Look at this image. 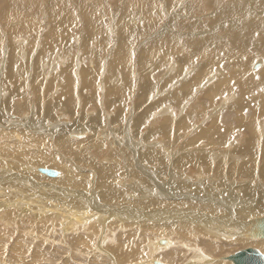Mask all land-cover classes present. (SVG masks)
I'll return each instance as SVG.
<instances>
[{
  "label": "rangeland",
  "instance_id": "obj_1",
  "mask_svg": "<svg viewBox=\"0 0 264 264\" xmlns=\"http://www.w3.org/2000/svg\"><path fill=\"white\" fill-rule=\"evenodd\" d=\"M91 1H92V3H91ZM100 1L102 2V0H96V2L94 0H89V1L86 0V3L89 2L88 4H86V3H84L85 1L78 0L77 1V2H79V4H78L76 2V0H0V33H1V37H2V39H1L2 41L0 42L1 43V51H0L1 54L0 55H2L1 56L2 59H4V60L6 59L5 66L4 65L0 66V83H1L0 88L2 89V90L0 89L2 91V92L0 91V125L4 126V124H7L8 120H11V116L8 114L11 112L12 114H14V117H12V119H13L12 121H14V124H13L14 126H16L15 125V123H16L18 125V128H21V129H19L20 131L24 128L25 131L29 132L28 134L32 137H36V135H39L37 132H41L43 130L46 137L45 138L43 137L42 140L46 139V143L48 144V146H50V147L52 146L53 150H55V144H56L55 138L57 136H60L59 134L62 135L65 133V131L68 132L69 128L70 129L72 128V125H74L73 126L74 128H75V126L79 125L77 127L81 128V129H82V125H84L85 127L86 126L88 127V128L84 127V129L87 130L86 131L87 136H92V135L93 136H99L102 139V141H104V144L108 145V148L113 149L115 152V154L113 156H111V154L109 153V158H108V159H112V160H110L111 163H113V162L114 163L113 164L110 163L109 165H107V166H109L108 169L105 170L104 174H101V173H98L99 170H98L96 165L97 164L100 165L101 162L104 163V160L108 155L107 152H104L102 154H99V153L95 154L94 150H93V152H91V153L88 152V154H90V156H88V154L85 153L84 157H80L81 160H77L78 156H76L75 153H69L68 154L63 149L58 147L59 148V155L61 156L64 154L63 157L66 159V161L68 160V162L70 161L71 163L75 164L76 168H78L79 170L81 169L80 170L81 172L84 171L83 174H85V171H87V172L92 171L91 172L92 175H90L92 177L89 178V181L87 180L90 183V185L88 187L89 189H85V187H81L82 188V189L80 188L81 190L77 189V187H75L74 185H69L67 188H61V187H64V185L58 184V182H54V183L46 182L48 180L45 181L44 173H42L41 171H38L35 168V166H37L38 164L37 163L35 164V162H33L34 156L33 157L29 156V154H27V157L23 156L24 158H26L25 160H24V158L19 157L18 155H17V157L12 156L10 158V160H12V158H13L14 168L11 166H7V165H6V167H4V165L0 164V173L4 172L5 170H11L14 172V176L12 178V179H14L13 181H8V182L2 181V182H0V215L4 218L3 219L2 217H0V222H1L0 223L1 224L0 230H3V231L5 230L9 235L8 239L7 238L5 239L4 237L0 236V264H37V263H39V264H48V263L49 264H52V263L53 264H60V262H61V264H63L64 262L72 263L73 261H75L76 264H96V263L97 264L98 263L99 264H109V263L110 264H129V263L135 264V261L144 259V258H142L143 255L145 257L146 253H149V252H147L146 247L148 246V244L146 245V242H145V246L143 247L144 253L142 255L137 254L138 249H136L137 248L136 245H135V248H133L134 246H132V247H126V246H129L128 244L134 245L133 243H136V244L140 243L141 244V243H143L142 241H146V239L147 240L148 239L153 240L155 238L154 236H156V234L153 232H147L146 233V231H142V235H140L136 230L137 226H138L137 225L138 222L135 220V216H133V219H128L126 221L129 223H132V225L133 224L136 225V228L133 225L132 227H134V228L132 230H131V228L129 229V231H128L129 235L127 233H123L124 231H120V228H122V226H118L117 228L112 229V235H113V233H117L119 231L121 232V233L119 232L120 235L116 236V237H119V240H118L119 243H122V244L127 243L125 245V247H126L125 251H126V254L128 255V258L125 262L123 260L120 262L119 261L117 262L116 261L117 257L110 256L113 253H110V255L103 254V255H101V257H99L98 260L94 259L95 255L92 254V252H90V250L87 247H84L86 245L88 246L89 244L93 245L94 242H91V241H90L91 243L88 242L89 244L87 242H83L82 244H78V245H76V247H74L75 244L73 243V240H74L73 235H77V234L78 235H87L88 234L87 231L85 233V230L82 227V225L79 224V226H81V227H79L77 223H75V224H77V226L72 224L73 226H72V229L70 230L71 232L69 230H65L64 226H66L67 224L64 223V226H63V223L61 222L62 218H60V217L58 218L59 213H61L62 211L65 212L66 208L70 209L71 206H72V210L75 209V207H77L78 210H81V211L91 210L90 214H95V212L98 213L99 211H102V210H108V208H110V212H111V208L114 209V211H115L116 208L117 209L119 208L118 205H115L117 203H120L119 206L121 207V209L124 205H127L126 203H128V205H129V206L127 205L126 208L134 206L140 210L142 209L146 213H149L148 215H146L148 217H150V213H152L151 212L152 210L168 211L166 209V207H163V208L162 207H149L148 205H145L146 201H135V202L131 201V203L128 201H124L122 203L121 201H116L115 199H114L115 201H109L104 196L107 194L106 193L104 194L102 191L105 189V192H107L106 189L108 190L111 187L116 188V186H117L119 188L121 187L124 189H127V188H132L133 190L136 189L137 191H142L141 193H143L144 195H147V197H153V198H155V197L156 198L160 197L161 199L175 198V200H179V198L183 199L185 197L188 198V200H191L193 198V201H195L197 204H198V201L202 202V203L205 202V205H206L205 209L209 205L212 208H213V206L218 205L220 208L222 207V211L215 212V210H214L215 213L212 214V216H213L212 219H214L213 223L216 221L215 222L216 226H214V228L217 227V223H220V222H217L218 221L217 218L220 217L218 215L225 216L228 214L229 215L234 214V217L236 218V220H239V218H241V215H238V210L240 212H243L239 209L240 207L238 205L236 206L234 203H232V205L227 203V201H232V200L236 201L235 200L236 195L232 196V193L238 192V202L246 201L247 204H250L249 202H251V203H253L251 205H256L257 201H258V203L264 202L262 200L260 201V199H264V180L261 181V183L259 181L261 179L259 176V173H260L259 170H260V168L263 167V164H264V158L262 156V153H263L262 150H263V145H264V133H262V130H260V135H262V138H260V145H259L260 148H258V151L260 149L261 153L258 157L255 156L257 151L256 152L250 151V155L248 153H242V154L238 153V158L239 159L241 158L240 159L241 161L240 160L238 161L237 157H234L229 153H224L226 151V148L224 146H221L219 148H215L212 146L217 151V154H218V155L217 154H214V155L220 156V157L216 158L217 159L216 162L218 160H220L219 158L226 157V158H228L226 160V163H225L226 165H227V161H228V165H230L232 163L238 164V167L236 168L234 174H228L227 175L225 173L226 174V176H225V174L220 173V171H218V169L215 170L214 168H216V167L212 168V166L210 167L207 164H205L204 163L205 159H203L201 161L202 163L198 162L197 166L192 163L193 161H195L197 159L198 156L208 157L207 154H205L206 151H204V148L207 145V143L202 142V143H204V146L202 148H199V146L197 144H195L194 146L192 145L186 149L184 148V146L187 143H189L191 138L195 135V132L190 133V128L185 129L186 126H181L182 119H178V118L181 117L182 112L180 113L181 110L178 111L179 107H176L175 103L172 102L171 100L166 99L165 102H161V98L158 97L159 98L158 99V98L152 97L151 99L148 100V102H145V103L142 102L143 104L140 105L138 103V101L139 102L141 101V100H139L140 95H141L139 93V91H141L143 89L141 87V84H138L136 87H134L132 89L133 91L135 90L134 91L135 94H131L130 98H126L127 100L126 99L124 100V101L128 102V104H126V102H124L123 100L122 101L117 100L118 97H123V96H120L119 94H117V95L113 94L112 97L116 98L117 103L118 102L120 103V104L118 103L119 105H117V103H115L114 105H109V107H107L105 109V103L103 102L102 104L100 103V105H98V107L94 104H91V106H89L90 108H86L83 104V101L85 98L84 96L88 95V93H90V91L89 92L87 91V89L88 90H90V89L87 88L86 90H83L84 86L81 83H79V84L75 85V86H78L77 87V93H76L79 97L78 98L79 100L77 99L78 104L75 105L76 107L74 110H70L71 108H73L69 104V99H71V98L68 96L67 92H65V89H64V87L66 85H68L67 82L64 83V81H63V80L66 81V79H68V77H66L65 70H66L67 66L71 67V66H73V64H75V66H76V72H75L76 78H78V77L80 78V70L82 69V67L86 66L85 68L88 69V71H87L88 73H93V72H95V70L99 71V69L102 67L104 69V71H102L101 78L102 79L105 78L104 80H106V78L109 77L111 74L112 79L109 78L110 81H112V82L114 80L117 81L116 80V78H117L119 81L114 82V83H116L115 85L116 86L118 85L117 87H119V88L123 89V87H125L126 84L130 83V82L136 81L137 83H139L141 80V75L139 74L140 70H138L137 65L140 67V65L142 66L144 64V58L143 57L145 55H149V57L145 60V62L148 63V66H147L148 69L146 70V73H152V71L154 70V66H155L154 63H156L157 67L161 69L158 72V74L162 75V77L165 76L166 73H168V70L171 68L170 66L172 64L174 65V70L170 76H173L177 73H182L188 69L190 70L192 66H196L195 72H199V70L204 71V72H212L216 68H214L212 66H210L208 68L205 65L206 64L205 58L200 57V56H196V55L189 57V55H191L193 53V50H196L197 42H205L206 40H208L209 44H207L205 42L208 48H214L216 45H218V46L221 45L222 42L224 41V33L228 36L227 37L228 43H229L230 48H232L231 44H232V39L235 35V31L232 30L231 27L233 26V27H237L239 29L242 28L239 17L235 18L233 20H230V18H228V15H227L228 13L226 11L227 6L224 7V5H228V4H224V2H228V1H232V0H220V2L221 1L222 2L219 3L217 6H214L211 3L212 0H210V1L209 0H186V1L181 0V2L179 1V4L177 5V7H173V8L170 7V10H165L163 13L162 12L160 13L158 11V9H157L158 7H156L157 3H158V5L161 4L163 6V8L169 9L168 5L170 3V0H154V1H152V0H121L122 2L120 0L119 1L116 0L118 2H116L115 0H107V1L104 0L103 1L104 3L103 2L101 3ZM149 1H150V4H151V1L154 2L155 6L151 5L153 8L150 6H147V5H150ZM255 1L260 6L264 5V2L261 3V0H255ZM82 2H83V4H82ZM93 2H95V3H93ZM97 4H98V8L96 7ZM102 4L105 8L101 6ZM119 4H122V5L119 6ZM83 5L86 6L87 8L84 9ZM93 5H94V7H93ZM75 6H76V8H75ZM80 6H81V8H80ZM90 7L92 8V10L90 9ZM95 7L97 9H93ZM155 8L157 10H155ZM105 9H106V11H105ZM108 9H110L111 12ZM83 10H85L84 11L85 13L83 12ZM93 10H96V11L94 13H92ZM142 10H145V12H143ZM258 10L260 11L261 8H258ZM90 12L92 14H95L96 16L92 15ZM76 14H77V16H76ZM143 14H144V16H143ZM33 15H35L37 21H36V19H34V20L32 19L34 17ZM145 15H146V17H145ZM149 16L154 17L155 19H150ZM52 17H53V19H52ZM94 17H96V20ZM93 18H94V20H93ZM125 18H127V19H125ZM130 18H132L131 19L132 21L130 20ZM143 18H144V20H143ZM156 18H157L159 23L157 22ZM30 19L33 20V23H29ZM51 19L53 20V22L51 21ZM122 19H125V20H122ZM237 19H238V25L236 24ZM88 20H89V23L87 22ZM129 20L131 22H129ZM146 20H148L149 22ZM102 22L106 25V27L103 26ZM127 22L129 25L127 24ZM152 22H157V23H154L157 25H154ZM212 22H214V23H212ZM231 22H232V24H231ZM86 23H87V25H86ZM150 23H152L153 25ZM178 23H179V25H178ZM227 23H228V29L226 30L225 24H227ZM93 24H94V26H93ZM27 25L31 28L28 30L24 28V30L21 29V31H19V28H22L23 26L26 27ZM75 26H77V27H75ZM87 26H88V28H87ZM100 26H102V27H100ZM166 27L171 28V29L170 30L168 29V31H167ZM106 28H108V29H106ZM105 29H106V31L108 30L107 31L109 33V34H107L108 36L105 35L107 33L105 31ZM123 29L126 33H129L131 35V37H130L131 42L130 41L124 42L122 40L123 37H122L121 33L123 32L122 31ZM65 30H67V32H65ZM68 31H70V32L68 33ZM172 31H173V33H171ZM24 32L27 35H25ZM92 32L95 35H92L93 34ZM22 34H24V36ZM71 34H74L75 36L71 35ZM77 34H78V36H77ZM100 34H104L105 38L102 39L101 37H103V36L102 35L99 36ZM84 35L85 36L88 35L90 38H91V36L94 38L99 36L101 38V40L104 41L105 43H103L100 40V38L98 41H96L97 38H95V39L93 38V40L89 38V40H90V42H89V40H86L87 37H85ZM166 35H169V37ZM15 36H18V37H15ZM50 36H53L52 38L54 39V43H52L53 44L52 48L47 49V51H45L44 49H45V47L48 46V45H46V43L47 42L49 43ZM62 36H63V40L61 41ZM174 36H177V37H174ZM262 36L263 35H261V34H255L252 37L260 38ZM106 37H108V38H106ZM74 38H76V39L74 40ZM110 38L112 39V41ZM119 38H121V41H119L120 40ZM167 39L170 40L172 47L168 46L166 44H165V46H163L165 43L164 41ZM109 40L112 43H110ZM87 41H88V44L86 43ZM179 41H181L182 44H180ZM106 43H107L108 48L106 46ZM118 43H119V47H120V50H119L120 53L118 52V54L123 56V57H119V59L120 58L122 59V60L121 59L118 60L119 63L116 61L118 58L117 59L116 58L111 59L112 54L116 50V46L118 45ZM126 43H128V44H126ZM90 46H91V48H90ZM104 46H106V47H104ZM179 46H182L183 48L185 47L186 48L185 51H183V52L182 51H179V52L175 51L173 53L174 49H177V47H179ZM209 46H211V47H209ZM128 47H129V50L131 51V53H130V55L127 56L125 53V48L128 49ZM29 48H31L33 51H30ZM87 48L88 49L90 48V49L88 50ZM152 48L157 49L154 51H159V53L157 55H154V59L151 58V52H152L151 49ZM15 51H17V52H15ZM250 51H252L250 57L245 60V62L249 65V67L254 65L253 63H255L259 59L264 60V45H262L259 48L251 49ZM11 53L15 57H17L18 59L20 58L19 56L21 54V58H23V61H22V59H21V61L24 63V67H23L24 75L27 74V75H25V77L23 76V78H22V76L16 75V74H19L20 71H23V69H21V67H19L21 69L20 70L17 66V68L15 69L16 74L14 73L15 74L14 76H17V78H14L16 80H13V79L10 80V76L12 74L9 75L10 73L8 71H6L7 70L6 62L9 58V56H13ZM41 53H43V56H41ZM15 57H14V59H15ZM111 61H112V63H111ZM225 61H226V59H222V62H225ZM113 62L114 63L117 62L116 63L117 65L116 64L114 65ZM101 63H103V64H101ZM120 63H122V65H119ZM43 64H44V66H43ZM118 65L121 66L122 70L118 68L119 67ZM113 66H115V67H113ZM260 66L257 69H255V71H256L255 76L258 78L259 83H264V78L261 75V70L258 71ZM134 67H135V69H134ZM35 69H36V71H35ZM25 70H26V72H25ZM113 71H115L114 73L117 72V74L120 72L118 75L119 77L116 76L117 74H114ZM59 73H60L61 77L57 76ZM114 76H115V78L113 79ZM167 77H169V74ZM21 78H22V80L25 78L23 80L24 83H22L23 81L21 80ZM32 78H33V80H32ZM152 79L153 80L156 79V82L159 86L161 85V83H164V81H162L160 78H158L157 75L154 76V78H152ZM37 80H38V82H37ZM26 82H27V85H26ZM112 82H111V84L113 85ZM9 84H12V85H9ZM19 84H20V86H19ZM22 84H23V86H22ZM34 84L37 88H34ZM3 85L5 87H3ZM7 85L11 86V87L9 88ZM15 85H18V86L15 87ZM115 85H113L114 86L113 88L117 89V87ZM30 86H32V87H30ZM81 86H83V87H81ZM67 87H65V88H67ZM20 88H22L24 92ZM12 89H13V91L16 92L15 93L16 95L14 98H17V97L18 98L15 100L11 99V102H8V104H7L8 106H7L5 104V101L6 100L8 101L11 98L10 94L13 92ZM260 89L261 90L255 91L246 97V101H248L249 99L250 100H253V99L256 100V104L254 106L257 109H259L264 103V102L263 103L260 102V100H259L260 98H264V85L261 86ZM38 90H41V91L39 92ZM201 90L202 89H200V91ZM4 91L7 93H3ZM79 91H80V93H79ZM26 92L28 94H25ZM86 92H88V93H86ZM29 93H32V94H30L31 96L29 95ZM102 93H103V91L101 90V96H102ZM129 93L130 92L128 91L127 95H129ZM152 93H154V92H152ZM167 93H168V91L165 93H162L161 96L165 97L167 95ZM7 94H9V95H7ZM27 95H28V97H27ZM8 96H10V97L8 98ZM151 96H152V94H151ZM155 99H157V100H155ZM20 101H22V102H20ZM59 101H61L62 103L60 105L56 104ZM194 101H196V95L191 98V101H190L191 106L193 105L192 103ZM15 102L16 103L18 102L19 105L17 106L15 104ZM81 102H82V106H81ZM166 104L173 107L175 111H178L177 115L178 116L180 115V116L176 117L175 119L171 118V117H161L159 109H161L162 106H165ZM115 105H116V107H115ZM126 105H128V106H126ZM119 106L121 107L122 111H124L123 115L121 116V119H122V117L124 119L123 124L121 123L120 120L116 119L118 117L119 113L122 112L119 110L120 109ZM12 107H13V109H12ZM85 108H86V110H85ZM114 108H116L117 110H115ZM17 109L20 110L21 114H17V112H18ZM24 109H25V111H24ZM227 109H229V108H227ZM233 109H235V110H233ZM184 110H185V108H183L182 111L184 112ZM230 110L232 112H236L235 107H232V108L230 107ZM6 111H8V112L6 113ZM146 111L149 112L150 116L147 115L148 112H146ZM116 112H117V114H116ZM23 114H25V115H23ZM143 114H146L149 117V119L147 120V118H146V120H142V121L138 120V118H140V116ZM2 115H5V117L4 118L1 117ZM44 115L46 118L44 117ZM16 116H17V118H16ZM95 117H102L104 123H101V125H99V126H97V124L95 122H93L94 123L93 124L91 120L94 119ZM24 118L28 121H26ZM20 120H22V121H20ZM86 120H88V121H86ZM167 120L171 124V131L165 135L164 133L159 132L157 129L159 128V124L161 122L167 121ZM17 121H18V123H17ZM260 121L263 122L264 118H261ZM40 122L42 123V125ZM140 122L143 125H141ZM36 123H38V124H36ZM204 124H206V123L202 122L200 124V126H202ZM37 125L39 126V128ZM93 125L95 126V128H97V130L94 131ZM233 126L235 128V131L237 132L238 130H237L236 126H238V125H233ZM55 128H57V129H55ZM129 129H131V130H129ZM36 130H37V132H36ZM56 130H58V133ZM195 130H197V129H195ZM2 132H8V131H2ZM33 132H34V134H33ZM0 134H1L0 135V148H11L10 146H8L6 144L7 141L1 132H0ZM47 134H48V136H47ZM192 134H194V135H192ZM238 134L243 135L242 140H244V139L245 140H244V142H242L240 144H238L240 141L239 142L237 141L235 143L236 146H241V145L244 146L243 143H248L249 147L252 146L251 142L253 141V137H251V136L247 137V132L245 133V131H244V133H241L240 131H238V133L236 135H238ZM86 135L84 137H87ZM30 136H28V137H30ZM32 137L29 138L30 145H28V143H27L26 147L27 146L32 147L33 150L31 148L30 151H32V153H35L38 151L37 149L42 147V144L39 141L36 142V140H34ZM246 138H248L247 141H246ZM51 139H54V140H51ZM134 139L137 141L141 140V143H140L141 145L138 146V150H137V148H135L133 151L132 144L134 143ZM32 141H33V143H32ZM155 141H160L163 145H165L167 148H169L173 152H177L176 156H174V155L172 156L169 153H162L166 157H169V159H170V160L168 159L169 161L167 160L168 165L166 164V168H164L165 166L163 167V165L160 164L161 161L158 160L157 158H154L155 160L157 159L155 161L152 158L149 159V155H148V159L146 158L147 161L144 163L143 157H141L140 152H142V151L145 152L146 150H149L152 147L151 143H153ZM18 142L20 143V141H18ZM8 143L10 144V142H8ZM138 145H139V143H138ZM159 147H160V144H159ZM127 148H128L129 154H128V152H126ZM227 148L230 149V147H228V146H227ZM80 149H83V148L81 147ZM121 149H123L125 151V153L123 152L124 154L121 153V151H123ZM256 149H257V147H256ZM158 150L160 152L162 151L161 149H158ZM152 151H150V152H152ZM218 152L220 153V155ZM252 152L254 153V155ZM183 154H186L187 159H190L191 161H189V162L182 161L183 159H181V158H183V157H181V156ZM214 155L212 152V154H210V157H212V159H213L216 157ZM253 156H255V157H253ZM85 157H87V160ZM94 157L96 159L98 158L99 160H97L96 162L93 161ZM119 158L122 160H120ZM136 158H141V159L139 160ZM255 158H257L256 162H258V163L255 162V160H254ZM91 159H92L94 164L90 161ZM101 159H104V160H101ZM134 160L135 161L139 160L138 161L139 164L138 163H136V164L137 165L141 164L140 165L141 168L137 167ZM141 160H142V162H141ZM28 161L31 162V163L29 162L30 166L34 165L33 167L36 169V171L39 173H42V174H39L35 170H33L34 169L33 167L30 168V166L28 165ZM34 161H35V159H34ZM170 161H171V164H170ZM212 161H214V160H212ZM236 161H238V162H236ZM245 161H247V162L245 163ZM83 162H86V164L85 163L83 164ZM88 162H91V164H87ZM116 162H118V163H116ZM254 163H256V164H254ZM26 164L28 167H26ZM116 164L118 165L117 167H119L120 169L117 170V173L115 174L116 170H115V168H113V166L116 167ZM240 164L243 165V168L239 166ZM23 165L25 168L23 167ZM90 165L92 167L93 166L95 167L96 172H94V170H92ZM159 165H161V166L159 167ZM39 166H41V165L39 164ZM89 167L91 168V170H89L90 169ZM245 167H247V169ZM28 168H30V169H28ZM51 168L54 169V167H51ZM162 168H164V169L162 170ZM55 169L59 170L58 168H55ZM168 170H169V172H168ZM33 171H34V173H33ZM135 171H137V172H135ZM164 171H166V172H164ZM209 171H211L213 174ZM163 172H164V174H163ZM167 173H169V174H167ZM240 173H242V174H240ZM35 174H37V176H35ZM138 174H141L143 177L141 175H138ZM248 174L253 175L254 177L251 179L248 177ZM1 175L3 176V178H5V177L7 178V175H3V174H1ZM38 175H40L39 178H38ZM131 175H132V177H131ZM182 175H184L186 177L188 176L189 178L183 177L184 178L183 179L182 177H180ZM33 176H34V178H33ZM118 177H119V179H118ZM223 178H225V179H223ZM100 179L106 184V185L105 184L103 185L102 183L99 184L101 187H103V190L101 189L100 186L98 187V182ZM133 179H136V180H133ZM190 179H191V181H190ZM219 179H220V181H219ZM22 180L23 181L25 180L26 183H24V182L22 183ZM110 181H111V185L108 186L110 184ZM177 181H180L182 183L184 182V186H185L181 190L178 189L179 192L178 191L175 192L172 189H170L171 183H174V182L177 183ZM225 181H227V182H225ZM113 182H114V184L112 185ZM137 182H138L139 186L137 185ZM154 183H155V186L158 185L160 188L158 186H156V188H155ZM160 183H161V185H160ZM59 185H60V187H59ZM190 185H192V186H190ZM197 185H199V186H197ZM246 185H248L249 191L251 190L253 192V194H250V195L244 194V192H245L244 189H245ZM260 185H261V187H260ZM40 186H44L43 189H47L48 191H45V192L47 194L48 193L49 194L47 195V194H44V191H40L41 190V189H39ZM193 186H194V188H192ZM233 186H234V188H233ZM226 187H228L229 189H227ZM69 188L70 189L72 188V189L70 190ZM100 189L102 191H100ZM161 189H162V191H161ZM200 189H201V191H200ZM36 190H37V192H36ZM55 190H56V193L54 192ZM61 190H62V192H61ZM183 190H185L184 193H186V194H184L182 192ZM57 191H59L60 193H58ZM153 191H155V192H153ZM158 191L162 192V193H164L166 191V193H165L166 197L163 196V194L162 195L159 194ZM167 191H170L169 194H171V195H168ZM228 192H230V193H228ZM85 193L96 194V198L97 197L100 198V201H98V202L95 201V203H98V204L96 205L94 203V201H85V202L82 201L83 203L80 201L79 203H75L76 202L74 200L75 197L76 198L82 197L81 199L85 200L87 198L86 195H88ZM83 194H85V196H82ZM92 194H90V195H92ZM22 195L26 196L28 199L31 198L32 195L34 197L35 196H37V197H35V198L32 197L35 199V201L32 198L29 200L28 199L23 200L24 198L22 197ZM43 195H45V196H43ZM229 195L233 198L231 199V197ZM227 196H229V197H227ZM20 197H21L23 202H21ZM65 197H66V199H69L70 201H66ZM13 198H14V201H16V202L20 201L18 203H21V205H20L22 207L21 210L28 214L26 216L27 218L25 217V214L20 212V210H19L20 206H16V204H11V207L13 209L15 208L13 213L8 212V210L11 208H6V201H10ZM48 199H50V200L48 201ZM60 199H62V200H60ZM72 200L75 202H73ZM225 200H227L226 203L229 206H227L225 204ZM59 201H61V202H59ZM92 202L94 204H92ZM175 202H177V201H175ZM22 203H23V205H22ZM58 203L60 204L61 210H59L60 207H59ZM80 203L84 204V206L81 205ZM99 203H101L102 205L101 204L99 205ZM121 204H122V206H121ZM213 204H215V205H213ZM80 205L83 206L84 209ZM234 205H235V207H234ZM65 206H67V207H65ZM93 206L96 207V209ZM62 207H64V208L62 209ZM255 207H257V206H254L253 208L248 209L247 212L249 213L252 211V213H254V211H255L256 213H254V214H259V215L264 214V211L259 212V211L254 209ZM196 208L198 209V207H196ZM214 208H216V207H214ZM225 208L227 210H225ZM236 208H237V210H236ZM49 209H50V211H49ZM45 210H48V211H45ZM52 210H54V211H52ZM183 211H185V210H183ZM203 211H205V213L206 212L209 213L211 210H203ZM227 211H229L228 214H226ZM45 212H47V213H45ZM106 212L107 211H105V212L103 211L104 215H106V218L110 219V217L114 216L112 214V212L110 214H107L109 212H107V213ZM41 214H43V216ZM45 215L47 216V219H45L46 218ZM48 215L53 217V218L49 217ZM53 215H55V216H53ZM128 216H131V215H128ZM216 216H218V217L216 218ZM29 217L32 218V222L29 221L30 220ZM182 217H184V216H182ZM187 217H189V216H187ZM237 217H238V219H237ZM256 218H259V216ZM27 219H28V221H27ZM43 219L46 220V223L48 226L43 221ZM191 219H192V217H191ZM38 220H40V221H38ZM142 220L139 223H141ZM48 221H50V222H48ZM169 222H173V221H169ZM192 222H194V219H192ZM234 222H235V220H234ZM143 223L148 224L151 222L143 221ZM61 224H62V227H61ZM107 224L109 225V223H107ZM190 226H192L193 229L195 230L196 229L195 226H197V225L193 226L190 224ZM30 227H32V228H30ZM52 227H53V229H52ZM82 228H83V230H82ZM60 229H62V230L60 231ZM73 229H75L77 231L74 232L75 230H73ZM79 229H80V231H79ZM63 231H64V233H63ZM167 231H168V233H165V232H162V233H164L166 235H171L178 242H180V241L183 242L186 245L187 250L189 249L187 254H185L184 251H182V250H178L176 252L175 256L171 258V260H173L174 264H204V263H202L201 259H198V257L192 256L194 253H191L190 250L192 247L194 248V246H192L193 244L197 246L196 249L198 250V252H203L206 255H209L211 258H214L215 260H217V262H216L217 264H221V262H223V259L227 258L229 255H233L234 253H236L237 251H239L241 249L256 248L259 251H261V246H264V239H255L254 242H252L253 238L249 237L250 236L249 232L253 231L251 229L249 231L247 230V232L249 233L248 234L249 236L247 235V232L245 231L244 236H246V237L243 239H238V237L233 238V239H228L225 237H214L213 233H211L212 232V229H211V231L207 232V233L201 232L199 234H195V237L191 238L190 240H186L185 238H184V240H182L180 238L181 235L178 231H174V233L170 230H167ZM60 233H62V236ZM227 234H229V233H227ZM142 236H144V237H142ZM236 236H238V235L236 234ZM62 237H63V239H62ZM186 237H188V236H186ZM143 238H146V239H143ZM51 239H52V242H51ZM133 239L135 240V242ZM53 240H55L56 242ZM118 242H116L114 244H118ZM206 242L208 244H206ZM84 243H85V245L83 246ZM65 244H66V246H65ZM62 246H64L63 249H62ZM69 246L71 247L70 250L68 248ZM79 246H81V247H79ZM104 246L108 247L107 244ZM19 248H21V250ZM85 248H87V249H85ZM74 249L76 252L73 251ZM62 250L64 253L60 252ZM132 250L134 251V253ZM65 251H67V252H65ZM125 251L123 250L124 253H125ZM145 251H146V253H145ZM189 251H190V253H189ZM38 252H42V253H38ZM170 252H171L170 248L164 247V251H162V253H166V254H164L162 256L163 257L162 259H165L167 256H170L168 254ZM32 254H34V255H32ZM45 254H46V256H45ZM66 255L68 257H66ZM221 257H222V259H221ZM220 259H221V261H220ZM77 261H79V262H77ZM219 261H220V263H219ZM43 262H45V263H43ZM161 262H163V261L161 260ZM75 263L73 262L72 264H75ZM231 263L232 262L230 260V261L224 262L223 264H231ZM207 264H208V262H207Z\"/></svg>",
  "mask_w": 264,
  "mask_h": 264
},
{
  "label": "bare ground",
  "instance_id": "obj_2",
  "mask_svg": "<svg viewBox=\"0 0 264 264\" xmlns=\"http://www.w3.org/2000/svg\"><path fill=\"white\" fill-rule=\"evenodd\" d=\"M78 0H76L77 2ZM81 1V0H80ZM82 1H85L84 3H86V0H82ZM89 1V0H87ZM96 2V0H94ZM104 0H102L103 2ZM107 1V0H106ZM116 1V0H115ZM119 1V0H118ZM116 1V2H118ZM121 1V0H120ZM154 1V0H152ZM151 1V4H150V1H149V4L150 5H147V6H155L154 2ZM179 1L181 2V0H170V3L168 5V8L169 9H166V8H163V6L161 4L158 5L157 3V6L158 7V11L161 13H163L165 10H170V7L173 8V7H177V5L179 4ZM186 1V0H184ZM210 1V0H209ZM93 2V3H95ZM101 2V1H100ZM101 2V3H102ZM122 2V1H121ZM144 2V1H143ZM142 2V3H143ZM222 2V1H221ZM220 0H212L211 3L214 5V6H217L219 3H221ZM260 2V1H259ZM264 2V0H261V3ZM79 4V2H77ZM76 3V4H77ZM89 3V2H88ZM86 3V4H88ZM92 3V1H91ZM104 3V2H103ZM154 5H153V4ZM83 4V2H82ZM85 4V5H86ZM109 4V3H108ZM118 4V3H117ZM148 4V3H147ZM224 4H228V5H224V7L227 6V15H228V18H230V20H233L235 18H238L240 19V22H241V25H242V28L239 29L237 27H231L232 30L235 31V35L232 39V48H230L229 46V43H228V36L224 33V41L222 42L221 45H216L214 48H208L206 43L209 44V41L206 40L205 42H197V45H196V50H193V53L191 55H189V57L193 56V55H196V56H200V57H203L206 59L205 61V65L209 68L210 66L216 68L215 70H213L212 72H204V71H200L199 72H195V68L196 66H192L191 69L189 70H186L182 73H177L173 76H170L172 73H173V70H174V65L172 64L168 70V73H166L165 76L162 77V75H159L158 72L161 70L160 68L157 67L156 63H154V70L152 71V73H146V70L148 69L147 66H148V63L145 62V60L149 57V55H145L143 58H144V64L140 67L137 65V68L138 70H140V75H141V80L139 83H137L136 81L135 82H130V83H127L125 87L122 88H119L117 87L114 83V82H117L119 81L117 78L116 80L117 81H110L109 78L112 79V75L110 74L109 77L106 78V80H104L105 78H101V74H102V71H104V69L101 67L99 69V71H96L93 72V73H88V69L85 68V67H82V69L80 70V78H76L75 77V72H76V66L75 64H73V66H67L66 70H65V73H66V77H68V79L63 80L64 83L67 82L68 85H66L65 88V92H67L68 96L71 98L69 99V104L73 107L71 108L70 110H74L75 109V105L78 104L77 102V99L79 98L78 95L76 94L77 93V87L78 86H75L79 83H81L83 86V90H86L87 88H89L90 90L87 89L88 92V95H85L84 97V101H83V104L86 108H90L89 106H91V104H94L98 107V105H100V103L102 104L103 102L105 103V109L107 107H109V105H114L115 103H117V100L118 101H124L126 98H130V95L131 94H135L134 91L132 90L134 87H136L138 84H141V87L143 90L139 91V93L141 94L140 95V98L139 100H141L140 102L138 101V103L141 105L143 104L142 102H148L149 99H151L152 97L153 98H161V102H165L166 99H169L171 100L172 102L175 103V106L176 107H179L178 111H180V113L182 114L180 118L178 119H182L181 121V126H186L185 129H188L190 128V133L192 132H195V135H194L190 142L187 143L184 148H189L190 146H194L195 144H197L199 146V148H202L204 146V143L202 142H205L207 143V145L205 146L204 148V151H206L205 154H207L208 157L206 156H198L197 159L195 161H193L192 163L194 165H198V162H201L203 159H205L204 163L207 164L208 166H212L213 167H216L214 168L215 170L218 169V171H220V173H223V174H234L235 173V170L236 168L238 167V164L236 162H238L240 159L238 158V153H248L250 155V151H254L256 152V157H258L261 153V150L259 149L258 151V148L259 145H260V138H262V135H260V130H262V133H264V121H260L261 118H264V98H260V102L263 103V105L257 109L255 108V104H256V100L253 99V100H248L246 101V97L255 92V91H258V90H261L260 87L264 85V83H259L258 82V78L255 76V69H257L260 65V68L258 69V71L261 70V75L262 77L264 78V60L263 59H259L257 60L255 63H253L254 65H252L251 67H249V65L245 62L246 59H248L252 53V51H250L251 49H254V48H259L261 47L262 45H264V5L263 6H260L258 5V3L255 1V0H232V1H228V2H224ZM95 5V4H94ZM93 5V7H94ZM106 5V4H105ZM122 5V4H119V6ZM144 5V4H143ZM152 5V6H151ZM84 6V5H83ZM102 7L103 4L101 5ZM96 7L98 8V4L96 5ZM93 8V9H97V8ZM111 7V6H110ZM149 7V8H150ZM76 8V6H75ZM81 8V6H80ZM84 9H86L87 7L84 6L83 7ZM105 8V7H104ZM115 8V7H114ZM144 8V7H143ZM153 8V7H152ZM151 8V9H152ZM258 8H261V10L259 11ZM90 9L92 10V8L90 7ZM155 8V10H157ZM257 9V10H256ZM110 11V9H108ZM119 10V9H118ZM77 11V10H76ZM85 10H83L84 12ZM96 10H93L92 13H94ZM106 11V9H105ZM104 11V12H105ZM108 11V12H109ZM143 12H145V10H142ZM111 12V11H110ZM109 12V13H110ZM116 12V11H115ZM85 13V12H84ZM91 13V12H90ZM91 13V14H92ZM90 14V15H91ZM146 14V13H145ZM151 14V13H150ZM153 14V13H152ZM210 14V13H209ZM92 15H95V14H92ZM162 15V14H161ZM235 15V16H234ZM34 16V17H33ZM32 19H36L35 15H33ZM53 16V15H52ZM77 16V14H76ZM96 16V15H95ZM144 16V14H143ZM142 16V17H143ZM102 17V16H101ZM146 17V15H145ZM144 17V18H145ZM95 20H96V17H94ZM93 18V20H94ZM98 18V17H97ZM128 18V17H127ZM125 18V19H127ZM143 18V20H144ZM150 19H155L154 17H151L149 16ZM53 19V17H52ZM51 19V21L53 22V20ZM84 19V18H83ZM104 19V18H103ZM125 19H122V20H125ZM132 18H130L131 20ZM136 19V18H135ZM33 20L30 19V22L29 23H33ZM82 20V19H81ZM99 20V19H98ZM129 20V22H131ZM157 20V18H156ZM24 21V20H23ZM37 21V19H36ZM127 21V20H126ZM125 21V22H126ZM148 21V20H146ZM161 21V20H160ZM89 23V20L87 21ZM149 22V21H148ZM147 22V23H148ZM158 22V20H157ZM157 22H152L153 24L154 23H157ZM38 23V22H37ZM103 23V22H102ZM150 23V24H152ZM159 23V22H158ZM214 23V22H212ZM128 24V22H127ZM152 24V25H153ZM211 24V23H210ZM232 24V22H231ZM236 24L238 25V19L236 20ZM30 25V24H29ZM84 25V24H83ZM87 25V23H86ZM129 25V24H128ZM154 25H157V24H154ZM175 25V24H174ZM179 25V23H178ZM226 27L225 29L227 30L228 29V23L225 24ZM37 26V25H36ZM94 26V24H93ZM92 26V27H93ZM103 26L106 27V25L103 23ZM108 26V25H107ZM27 27V28H26ZM23 26L22 28H19V31H21V29L24 30L25 29H30L31 27H29L28 25L27 26ZM77 27V26H75ZM91 27V28H92ZM102 27V26H100ZM104 27V28H105ZM149 27V26H148ZM73 28V27H72ZM85 28V27H84ZM88 28V26H87ZM167 28V27H166ZM67 29V28H66ZM108 29V28H106ZM105 29V31H106ZM168 29L170 30L171 28H167V31ZM94 30V29H93ZM104 30V29H103ZM225 30V31H226ZM95 31V30H94ZM104 31V32H105ZM108 31V30H107ZM106 31V32H107ZM123 32L121 33L122 37H123V41H130V37L131 35L129 33H126L124 31V29L122 30ZM15 32V31H14ZM65 32H67V30H65ZM70 31H68L69 33ZM96 32V31H95ZM165 32V31H164ZM93 33V32H92ZM166 33V32H165ZM169 33V32H168ZM173 33V31L171 32ZM11 34V33H10ZM25 34V32H24ZM24 34H22L24 36ZM66 34V33H65ZM83 34V33H82ZM105 34V33H104ZM104 34H100L99 36H103L101 37L102 39H104ZM109 34L108 32L105 34L107 35ZM255 34H261L263 35L262 37L260 38H256V37H252L254 36ZM12 35V34H11ZM27 35V34H25ZM71 35H74V34H71ZM92 35H95L94 33ZM170 35V34H169ZM169 35H166L169 37ZM173 35V34H172ZM191 35V34H190ZM13 36V35H12ZM54 36V35H53ZM53 36H50V40H49V43L47 42L46 45H48L47 47H45V51H47V49H50L52 48L53 44L54 43V39L52 38ZM75 36V35H74ZM78 36V34H77ZM83 36V35H82ZM85 36V35H84ZM95 37L97 38L96 41L99 40L100 37ZM108 36V35H107ZM193 36V35H192ZM15 37H18V36H15ZM87 37L86 40H89V36H85ZM174 37H177V36H174ZM13 38V37H12ZM20 38V37H19ZM73 38V37H72ZM77 38V37H76ZM74 38V40L76 39ZM94 37L91 36L90 39L93 40ZM94 38V39H95ZM100 38V40H101ZM108 38V37H106ZM2 37H1V33H0V42L2 41L1 40ZM17 39V38H16ZM78 39V38H77ZM80 39V38H79ZM111 39V38H110ZM121 41V38H119ZM63 40V36H62V39L61 41ZM65 40V39H64ZM73 40V39H72ZM91 40V41H92ZM108 40V39H107ZM20 41V40H19ZM48 41V40H47ZM71 41V40H70ZM102 41V40H101ZM112 41V39H111ZM11 42V41H10ZM23 42V41H22ZM46 42V41H45ZM77 42V41H76ZM84 42V41H83ZM90 42V40H89ZM103 43H105L104 41H102ZM110 42V40H109ZM131 42V41H130ZM164 45H168V46H171V43H170V40H165L164 41ZM180 44L181 41H179ZM64 43V42H63ZM88 44V41L86 42ZM112 43V42H110ZM109 44V43H108ZM128 44V43H126ZM45 45V44H44ZM45 45V46H46ZM64 45V44H63ZM13 46V45H12ZM99 46V45H98ZM97 46V47H98ZM101 46V45H100ZM106 46H107V43H106ZM104 46V47H106ZM183 46V45H182ZM182 46H179L177 47V49H174L173 53L175 51L179 52V51H185V47L183 48ZM24 47V46H23ZM60 47V46H59ZM172 47V46H171ZM211 47V46H209ZM17 48V47H16ZM63 48V47H62ZM82 48V47H81ZM91 48V46H90ZM89 48V49H90ZM101 48V47H100ZM108 48V46H107ZM159 48V47H158ZM161 48V47H160ZM26 49V48H25ZM84 49V48H83ZM88 49V48H87ZM88 49V50H89ZM99 49V48H98ZM28 50V49H27ZM30 51H33L31 48H29ZM120 47H119V43L118 45L116 46V50L114 51V53L112 54V57L111 59L113 58H118L116 61L119 63L118 60L119 57H123L122 55L118 54V52L120 53ZM124 50V49H123ZM154 50H157L156 48H152L151 49V58L154 59V55H157L159 53V51H154ZM0 51H1V43H0ZM18 51V50H17ZM15 51V52H17ZM87 51V50H86ZM89 52V51H88ZM48 53V52H47ZM125 53L126 55H130L131 51L129 50V47L128 49L125 48ZM133 53V52H132ZM1 54V52H0ZM12 54V53H11ZM19 54V53H18ZM122 54V53H121ZM13 55V54H12ZM16 55V54H15ZM125 55V56H126ZM2 55H0V66L1 65H4L5 66V61L6 59H2L1 58ZM39 56V55H38ZM41 56H43V53H41ZM14 55L13 56H9L7 62H6V66H7V70L11 75L10 76V80H16L14 78H17V76H14L16 74V71L15 69L19 67H21V69H23L24 67V63L22 62L23 61V58H21V54H20V58L18 59L17 57H15L14 59ZM17 59V60H16ZM22 59V61H21ZM101 59V58H100ZM151 59V60H152ZM222 59H226L225 62H222ZM11 60V61H10ZM122 60V59H121ZM124 60V59H123ZM100 61V60H99ZM113 61V60H112ZM111 61V63H112ZM103 62V61H102ZM115 62V61H114ZM113 62V63H114ZM116 62V63H117ZM153 62V61H152ZM98 63V62H97ZM114 63V65L116 64ZM45 64V63H44ZM43 64V66H44ZM99 64V63H98ZM103 64V63H101ZM130 64V63H129ZM112 65V64H111ZM117 65V64H116ZM119 65H122V63H120ZM118 65V66H119ZM29 67V66H28ZM115 67V66H113ZM253 67V68H252ZM117 68V67H116ZM119 69L122 70L121 66L118 67ZM20 69V68H19ZM20 69V70H21ZM94 69V68H93ZM135 69V67H134ZM120 70V71H121ZM36 71V69H35ZM135 71V70H134ZM26 72V70H25ZM38 72V71H37ZM61 72V71H60ZM112 72V71H111ZM115 71H113L114 73ZM171 72V73H170ZM15 73V74H14ZM39 73V72H38ZM120 73V72H119ZM119 73L117 74L114 73V74H117L116 76L119 75ZM136 73V72H135ZM131 74V73H130ZM138 74V75H139ZM169 74V77H167ZM16 75H20L25 77V74L24 75V69L23 71H20L19 74H16ZM40 75V74H39ZM90 75V76H89ZM135 75V74H134ZM158 76V78H160L162 81H164V83H161V85L159 86L156 82V79H152L154 78V76ZM58 77H61L60 76V73L57 75ZM121 76V75H120ZM55 77V76H54ZM119 77V76H118ZM5 78V77H4ZM20 78V77H19ZM21 78V80H22ZM43 78V77H42ZM115 78V76L113 77V79ZM25 79V78H24ZM23 79V80H24ZM40 79V78H39ZM38 79V80H39ZM58 79V78H57ZM63 79V78H62ZM122 79V78H121ZM120 79V80H121ZM9 80V79H8ZM22 80V81H23ZM33 80V78H32ZM37 80V82H38ZM206 80V81H205ZM26 81V80H25ZM56 81V80H55ZM59 82V81H58ZM62 82V81H61ZM111 82L113 83V85H115L117 87V89L113 88L114 86L111 84ZM121 82V81H120ZM123 82V81H122ZM24 83V81L22 82ZM135 83V84H134ZM4 84V83H3ZM38 84V83H37ZM5 85V84H4ZM3 85V87H5ZM9 85H12V84H9ZM26 85H27V82H26ZM31 85V84H30ZM0 86H1V83H0ZM8 86V85H7ZM18 86V85H15V87ZM20 86V84H19ZM23 86V84H22ZM120 86V85H119ZM177 86V87H176ZM9 88L11 86H8ZM7 87V88H8ZM13 87V86H12ZM32 87V86H30ZM80 87V86H79ZM139 87V86H138ZM176 87V88H175ZM23 88V87H22ZM20 88V89H22ZM34 88H37L34 84ZM175 88V89H174ZM1 89V88H0ZM14 89V88H13ZM12 89V91H13ZM17 89V88H16ZM26 89V88H25ZM47 89V88H46ZM140 89V88H139ZM160 89V90H159ZM200 89H202L200 91ZM2 90V89H1ZM0 90V91H1ZM5 90V89H4ZM11 90V89H10ZM15 90V89H14ZM42 90V89H41ZM41 90H38L39 92ZM101 90L103 91L102 93V96H101ZM171 90V91H170ZM18 91V90H17ZM23 91V89H22ZM33 91V90H32ZM31 91V92H32ZM130 92L129 95H127V92ZM167 95L164 97V96H161L162 93H165L167 92ZM2 92V91H1ZM9 92V91H8ZM24 92V91H23ZM35 92V91H34ZM47 92V91H46ZM154 92V93H152ZM3 93H7V92H3ZM16 92L13 91L10 96L11 98L7 101H5V104L7 105L8 102H11V99L12 100H15L17 98H14L15 97V94ZM33 93V92H32ZM32 93H29L32 94ZM50 93V92H49ZM80 93V91H79ZM138 93V94H139ZM19 94V93H18ZM17 94V95H18ZM25 94H28L27 92ZM39 94V93H38ZM90 94V95H89ZM113 94H119L120 96H123V97H118V99L116 100L115 97H112ZM137 94V95H138ZM152 94V96H151ZM9 95V94H7ZM35 95V94H34ZM80 95V94H79ZM125 95V96H124ZM196 95V101H194L191 106V98L193 96ZM8 96V98L10 97ZM22 96V95H21ZM31 96V95H30ZM43 96V95H42ZM65 96V95H64ZM81 96V95H80ZM151 96V97H150ZM28 97V95H27ZM139 97V96H138ZM14 98V99H13ZM31 98V97H30ZM35 98V97H34ZM65 98V97H64ZM158 98V99H159ZM19 100V99H18ZM79 100V99H78ZM127 100V99H126ZM157 100V99H155ZM62 101V100H61ZM59 101L58 105H60L62 102ZM102 101V102H101ZM130 101V100H129ZM233 101V102H232ZM22 102V101H20ZM126 102V101H124ZM230 102V103H229ZM232 102V103H231ZM18 103V102H17ZM15 102V104L18 106L19 103L17 104ZM28 103V102H27ZM119 103V102H118ZM117 103V105H119ZM123 103V102H122ZM229 103V104H228ZM14 104V105H15ZM26 104V103H25ZM30 104V103H29ZM28 104V105H29ZM124 104V103H123ZM126 104H128V102H126ZM130 104V103H129ZM132 104V103H131ZM139 105V106H140ZM5 106V105H4ZM8 106V105H7ZM81 106H82V102H81ZM128 106V105H126ZM188 106V107H187ZM104 107V106H103ZM116 107V105H115ZM120 107V106H119ZM230 107H235L236 108V112H232L230 110ZM67 108V107H66ZM82 108V107H81ZM85 108V110H86ZM112 108V107H111ZM126 108V107H125ZM124 108V109H125ZM139 108V107H138ZM183 108H185L184 112L182 111ZM229 108V109H227ZM10 109V108H9ZM13 109V107H12ZM11 109V110H12ZM16 109V108H15ZM21 109V108H20ZM115 110H117L116 108H114ZM39 110V109H38ZM109 110V109H108ZM120 111H122L121 107L119 109ZM160 110V114H161V117H171V118H176V117H179L177 115V112L178 111H175L173 107H171L170 105H165V106H162ZM189 110V111H188ZM235 110V109H233ZM17 114H21L20 113V110L17 109ZM25 111V109H24ZM41 111V110H40ZM76 111V110H75ZM8 111H6L7 113ZM84 112V111H83ZM148 112V111H146ZM119 113V112H118ZM124 111H122L121 113H119L118 117L116 118L117 120H120L121 123L123 124L124 123V119L122 117L121 119V116L123 115ZM10 116H11V120H8L7 121V124H4V126H1L0 125V132L2 133V135L4 136V138L6 139L7 141V145L10 146L11 148H0V164L4 165V167L7 166H11L14 168V160L12 158V160H10V158L12 156H15L17 157V155L19 157H22L24 158L23 156H26L27 157V154H29V156H34V159H33V162H35V164L37 163L38 165L35 166V168L38 170V171H41L40 168H45V169H48L50 171H52L51 173L48 172V173H44V179L46 182H51V183H54V182H58V184H62L64 185V187H61V188H67L69 185H74L75 187H77V189H80L81 187H85V189H89V185L90 183L88 182L89 181V178L92 177L90 175L91 172H87L85 171V174H83L84 171H80L78 168H76V165L68 162V160L66 161V159L63 157V155H59V148L63 149L66 153H75L77 157V160H81L80 157H84L85 156V153L88 154L93 152L94 150V153L97 154H102L104 152H107L108 155L107 157L104 159H101V160H104V163L101 162L100 165H96L99 172L98 173H101V174H104L105 170L108 169L109 165L111 162L110 160L112 159H108L109 158V153L111 154V156H113L115 154L114 150L113 149H110L108 148V145H105L104 144V141H102V139L99 137V136H87L86 135V131L84 129V125H82V129L81 128H78L77 126H75V128L73 127L74 125H72V128L67 131H65L64 134H59L60 136H57L55 139L56 141V144H55V150H53L52 146H48V144L46 143V139L45 140H42L43 137L45 138L46 135L44 133V131L42 130L41 132H36L39 134V135H36V137H32L30 136L27 132L25 131V129L23 128L21 131L19 129L21 128H18V125L15 123L16 126H14V121H12V117H14V114H12L11 112L8 113ZM16 114V113H15ZM117 114V112H116ZM147 114V113H146ZM143 114L140 116V118H138V120L142 121V120H147L149 119V117L147 115L150 116L149 112L148 114ZM25 115V114H23ZM157 115V114H156ZM1 117H5V115H2ZM45 117V115H44ZM17 118V116H16ZM39 118V117H38ZM46 118V117H45ZM260 118V119H259ZM25 119V118H24ZM23 119V120H24ZM111 119V118H110ZM177 119V120H178ZM16 120V119H15ZM26 120V119H25ZM137 120V119H136ZM22 121V120H20ZM28 121V120H26ZM70 121V120H69ZM88 121V120H86ZM92 123L95 122L97 124V126L101 125V123H104L103 121V118L102 117H95L94 119L91 120ZM110 121V120H109ZM112 121V120H111ZM37 122V121H36ZM56 122V121H55ZM58 122V121H57ZM66 122V121H65ZM137 122V121H136ZM202 122H205L206 124L200 126V124ZM18 123V121H17ZM41 123V122H40ZM83 123V122H82ZM131 123V122H130ZM138 123V122H137ZM38 124V123H36ZM44 124V123H43ZM68 124V123H67ZM85 124V123H84ZM94 124V123H93ZM110 124V123H109ZM139 124V123H138ZM141 125H143L141 122H140ZM42 125V123H41ZM48 125V124H47ZM57 125V124H56ZM233 125H238L236 126L237 130L240 131L241 133H245L247 132V137L248 136H251L253 137V141L251 142V147L248 146V143H243L244 146H236V142L240 141L238 144L244 142V140H242V136L243 135H236L238 133V131L236 132L235 131V128ZM38 126V125H37ZM46 126V125H45ZM51 126V125H50ZM7 127V128H6ZM33 127V126H32ZM67 127V126H66ZM71 127V126H70ZM156 127V126H155ZM39 128V126H38ZM65 128V127H64ZM77 128V129H76ZM85 128H88L87 126ZM117 128V127H116ZM123 128V127H122ZM234 128V129H233ZM27 129V128H26ZM32 129V128H31ZM57 129V128H55ZM93 129L94 131L97 130V128H95V126L93 125ZM197 129V130H195ZM20 132H19V131ZM54 130V129H53ZM131 130V129H129ZM159 132H162L164 133L165 135L168 134V132L171 131V124L170 122L167 120V121H163L159 124V128L157 129ZM195 130V131H194ZM2 131H8V132H2ZM29 131V130H28ZM57 133H58V130H56ZM119 132V131H118ZM62 133V132H61ZM34 134V132H33ZM122 134V133H121ZM1 135V134H0ZM87 136V137H84V136ZM30 136V137H28ZM48 136V134H47ZM54 136V135H53ZM33 138L34 140L39 141L41 144H42V147H40L39 149H37L38 151L35 152V153H32L31 148L32 147H26L27 143L28 145H30V142H29V138ZM103 137V136H102ZM48 140V139H47ZM51 140H54V139H51ZM139 140V139H138ZM248 140V138H246V141ZM20 141V143L18 142ZM31 141V140H30ZM144 141V140H143ZM10 142V144L8 143ZM33 143V141H32ZM139 143V145H138ZM141 140L140 141H137L134 139V143L132 144L133 146V151L135 148H137L138 150V146H140L141 144ZM148 143V142H147ZM159 144H160V147H159ZM189 144V145H188ZM250 144V143H249ZM32 145V144H31ZM37 145V144H36ZM53 145V144H52ZM143 145V144H142ZM34 146V145H33ZM38 146V145H37ZM147 146V145H146ZM151 148L149 150H146L145 152H140L141 153V157H143V161L144 163L147 161L146 158L148 159V155H149V159L152 158H157L158 160L161 161L160 164L163 165L164 168H166V164L168 165L167 163V160L169 159V157H166L164 154L162 153H169L171 154L172 156H176V153L177 152H173L172 150H170L169 148H167L165 145H163L160 141H155L153 143H151ZM188 146V147H187ZM219 148L221 146H224L226 148V151L224 153H229L231 154L232 156L234 157H237L238 158V161H236L230 165H228V161H227V165L225 164L226 163V160L228 158L226 157H221L219 158L220 160H218L216 162V158L217 157H220V156H216L214 154H217V151L213 148ZM230 147V149L227 148ZM59 147V148H58ZM83 148V149H80V148ZM127 147V146H126ZM130 147V146H129ZM257 147V149H256ZM38 148V147H37ZM140 148V147H139ZM118 149V148H117ZM141 149V148H140ZM158 149H161L162 151L160 152ZM33 150V148H32ZM123 150V149H121ZM153 150V151H152ZM214 150V151H213ZM230 150V151H229ZM30 151V152H29ZM152 151V152H150ZM263 153H262V156L264 158V145H263ZM34 152V151H33ZM83 152V153H82ZM125 153V151H121V153ZM128 152V148H127V151ZM138 152V151H137ZM209 152V153H208ZM213 152V155L216 156L215 158L212 159V157H210V154H212ZM123 153V154H124ZM219 153V152H218ZM253 153V152H252ZM129 154V152H128ZM139 154V153H138ZM7 155V156H6ZM60 157H58V156ZM218 155V154H217ZM220 155V153H219ZM252 155V154H251ZM254 155V153H253ZM88 156H90V154H88ZM131 156V155H130ZM225 156V155H224ZM253 156V157H255ZM129 157V156H128ZM181 157V159H183L182 161L184 162H189L191 161L190 159H187L186 157V154H183ZM252 157V158H253ZM86 160H87V157H85ZM91 158V157H90ZM122 158V157H121ZM135 158V157H134ZM26 158H24L25 160ZM32 159V158H31ZM69 159V158H68ZM84 159V158H83ZM93 159V158H92ZM92 159L90 160L92 163L93 161H97L99 160L98 158L96 159L94 157V160L92 161ZM120 159V158H119ZM136 159H141V158H136ZM156 159V160H157ZM179 159V158H178ZM214 161H212V160ZM233 159V158H232ZM122 160V159H120ZM138 160V161H139ZM155 160V159H154ZM155 160V161H156ZM170 160V159H169ZM168 160V161H169ZM249 160V159H248ZM252 160V159H251ZM255 162L257 160V158L254 159ZM135 161V160H134ZM137 161V160H136ZM135 161V164L138 163V161L136 162ZM179 161V160H178ZM177 161V162H178ZM181 161V162H182ZM241 161V160H240ZM30 161H28V165L30 166L29 164ZM91 162H88L87 164H91ZM130 162V161H129ZM142 162V160H141ZM154 162V161H153ZM183 162V163H184ZM247 161H245L246 163ZM253 162V161H252ZM17 163V162H16ZM15 163V164H16ZM31 163V162H30ZM86 164V162H83V164ZM98 163V162H97ZM114 163V162H113ZM111 163V164H113ZM118 163V162H116ZM157 163V162H156ZM202 163V162H201ZM211 163V164H210ZM243 163V162H242ZM258 163V162H256ZM254 163V164H256ZM39 164L41 166H39ZM94 164V163H93ZM92 164V165H93ZM121 164V163H120ZM134 164V165H135ZM139 164V163H138ZM158 164V163H157ZM170 164H171V161H170ZM33 165V164H32ZM133 165V164H132ZM137 165V164H136ZM141 165V164H140ZM140 165H137V167L141 168ZM179 165V164H178ZM16 166V165H15ZM34 166V165H33ZM33 166H30L33 167ZM118 165L116 164V167L113 166V168H115V174L117 173V170H119L120 168L117 167ZM150 166V165H149ZM161 165H159L160 167ZM180 166V165H179ZM240 167L243 168V165L240 164L239 165ZM246 166V165H245ZM255 166V165H254ZM24 167V165H23ZM26 167L27 164H26ZM51 167H54V169H52ZM78 167V166H77ZM90 167L92 168V170H94V172H96L95 170V167L91 166ZM89 167V168H90ZM146 167V166H145ZM157 167V166H156ZM169 167V166H168ZM257 167V166H256ZM25 168V167H24ZM28 168V169H30ZM34 168V167H33ZM33 169L36 171V169ZM55 168H58L59 170L55 169ZM91 168L89 170H91ZM112 168V169H113ZM147 168V167H146ZM162 168V170L164 169ZM170 168V167H169ZM247 169V167H245ZM87 169V168H86ZM149 169V168H148ZM211 169V168H210ZM240 169V168H239ZM3 170V169H2ZM32 170V169H31ZM88 170V171H89ZM111 170V169H110ZM160 170V169H159ZM172 170V169H171ZM212 170V169H211ZM140 171V170H139ZM152 171V170H151ZM167 171V170H166ZM164 171V172H166ZM174 171V170H173ZM2 172V171H1ZM30 172V171H29ZM37 172V171H36ZM93 172V173H94ZM137 172V171H135ZM163 172V174H164ZM169 172V170H168ZM211 172V171H209ZM252 172V171H251ZM260 172V173H259ZM259 176H260V183L261 181L264 180V164H263V167L260 168L259 170ZM32 173V172H31ZM34 173V171H33ZM32 173V174H33ZM39 173V172H37ZM42 173H39V174H42ZM141 173V172H140ZM150 173V172H149ZM212 173V172H211ZM7 175V178H3V176L1 175ZM26 174V173H25ZM100 174V175H101ZM169 174V173H167ZM213 174V173H212ZM225 174V176H226ZM242 174V173H240ZM244 174V173H243ZM246 174V173H245ZM257 174V173H256ZM29 175V174H28ZM96 175V174H95ZM108 175V174H107ZM138 175H141V174H138ZM14 176V172L11 171V170H5L4 172L0 173V182L2 181H13L14 179H12ZM16 176V175H15ZM35 176H37V174H35ZM40 175H38V178H39ZM46 176V177H45ZM110 176V175H109ZM142 176V175H141ZM42 177V176H41ZM100 177V176H99ZM129 177V176H128ZM132 177V175H131ZM143 177V176H142ZM146 177V176H145ZM180 177H186L184 175L180 176ZM248 177L249 178H253L254 176L253 175H249L248 174ZM34 178V176H33ZM85 178V179H84ZM181 178V179H182ZM186 178H189L188 176ZM204 178V177H203ZM212 178V177H211ZM257 178V177H256ZM32 179V178H31ZM43 179V178H42ZM103 179V178H102ZM110 179V178H109ZM119 179V177H118ZM152 179V178H151ZM184 179V178H183ZM206 179V178H205ZM225 179V178H223ZM85 180V181H84ZM88 180V181H87ZM115 180V179H114ZM133 180H136V179H133ZM145 180V179H144ZM199 180V179H198ZM105 181V180H104ZM107 181V180H106ZM186 181V180H185ZM191 181V179H190ZM220 181V179H219ZM224 181V180H223ZM222 181V182H223ZM253 181V180H252ZM26 183V181L22 180V183ZM108 182V181H107ZM194 182V181H193ZM204 182V181H203ZM215 182V181H214ZM227 182V181H225ZM235 182V181H234ZM4 183V182H3ZM102 183L103 185L105 184L101 179L99 180L98 182V187L100 186L99 184ZM136 183V182H135ZM188 183V182H187ZM218 183V182H217ZM233 183V182H232ZM254 183V182H253ZM263 183V182H262ZM96 184V183H95ZM109 184V183H108ZM114 184V182L112 183V185ZM116 184V183H115ZM157 184V183H156ZM207 184V183H206ZM213 184V183H212ZM231 184V183H230ZM234 184V183H233ZM255 184V183H254ZM66 185V186H65ZM102 185V186H103ZM106 185V184H105ZM111 185V181H110V184L108 186ZM137 185L139 186L138 182H137ZM136 185V186H137ZM161 185V183H160ZM188 185V184H187ZM229 185V184H228ZM237 185V184H236ZM249 185V184H248ZM248 185L245 186V192L244 194H253V192L250 190L249 191V188H248ZM154 186H155V183H154ZM158 186V185H156ZM155 186V188H156ZM171 188L173 191H178V189H182L184 186V182H180V181H177V183H171ZM192 186V185H190ZM199 186V185H197ZM60 187V185H59ZM101 187V186H100ZM159 187V186H158ZM167 187V186H166ZM189 187V186H188ZM261 187V185H260ZM44 186H40L39 189H41L40 191H44V194H47L45 191H48L47 189H43ZM93 188V187H92ZM145 188V187H144ZM160 188V187H159ZM168 188V187H167ZM194 188V186L192 187ZM201 188V187H200ZM227 189H229L228 187H226ZM234 188V186H233ZM70 189V188H69ZM72 189V188H71ZM70 189V190H71ZM82 189V188H81ZM80 189V190H81ZM101 189L103 190V187H101ZM100 189V191H102ZM130 189V190H129ZM203 189V188H202ZM232 189V188H231ZM38 190V189H37ZM36 190V192H37ZM59 190V189H58ZM66 190V189H65ZM159 190V189H158ZM187 190V189H186ZM211 190V189H210ZM213 190V189H212ZM64 191V190H63ZM67 191V190H66ZM107 192H105V189L102 191L104 194L106 193L107 195H104L106 197V199H108L109 201H121L122 203L124 201H128L131 203L132 202H135V201H146L145 205H148L149 207H166V209L168 211H156V210H152L150 213V217L146 216L148 215L149 213H146L145 211H143L142 209H138L134 206H131V207H127L126 206L128 205V203H126L127 205H124L121 209V207L119 206L120 203H117L115 205H118V209L116 208L115 211L114 209L111 208V212L114 216L110 217L109 218H106V215H104L103 211H107L109 213L107 214H110V208H108V210H102V211H99L98 213H96L95 211V214H90L91 213V210H86V211H81V210H78L77 207H75V209L72 210V206L70 209L66 208L65 212L62 211L61 213H59V216L58 218H62V223H63V226H64V223L67 224L65 227V230H71L72 229V224H74L75 226H79L82 225V227L84 228L85 230V233L87 231V235H73V243L75 244L74 247H76V245L78 244H82L83 242H94L93 245H89L87 246H84L85 243L83 244L84 247H87L90 252H92V254L95 255L94 259L98 260L99 257H101V255L103 254H106V255H110V253H113L112 255L110 256H115L117 257V262L119 261H126L127 258H128V255L126 254V247H132L134 246L133 248H135V245H136V249L137 250V254L139 255H142L144 253V250H143V247L145 246V242H146V245L148 244V246L146 247L147 248V252L149 253H146V256L142 258V260H137L135 261V264H155L156 261L158 262H161V260L164 262H161V264H174L173 260H171L172 257L175 256L176 252L178 250H182L184 251L185 254L188 253V250L186 248V245L183 243V242H178L174 239V237H172L171 235H166L162 232H165V233H168L167 230H170L174 233V231H178L180 233V238L182 240H184V238L186 240H190L191 238L195 237V234H199V233H207V232H210L211 229H212V232L213 233V236L214 237H225V238H228V239H233V238H237L238 239H243L245 238L246 236H244V233L245 231L247 232V230L249 231L250 229L251 230H254L255 227L258 226V220L260 219H264V214H254L256 213L254 211V213L251 212H247L248 209L250 208H253L254 206H257L255 207L254 209L259 211V212H262L264 211V202L262 203H258L257 201V204L256 205H251L253 203L249 202L250 204H247L246 201H240L238 202V192H235V193H232V196H235V200L236 201H227L225 200V204L227 205V203H229L230 205H232V203H234L236 206L238 205L239 209L243 212H240L238 210V215H241V218H239V220H236V218L234 217V214L233 215H229V211H227L226 214L228 215H218L220 216L219 218H217L218 216H216L217 218V222H220V223H217V227L214 228V226H216L215 222L213 223L214 219L212 214H214L215 212H220L222 211V207L220 208L218 205L216 206H213L210 207V205L205 209V202L202 203V202H199L198 201V204L193 201V198L191 200H188V198H183V199H180L179 200H175V198H166V199H161L160 197L159 198H153V197H147V195H144L143 193H141L142 191H137L136 189L133 190L132 188H127V189H124V188H119L116 186L115 187H111L109 188L108 190L106 189ZM162 191V189H161ZM185 190H183L182 192L184 193ZM201 191V189H200ZM199 191V192H200ZM203 191V190H202ZM35 192V191H34ZM56 193V190L54 191ZM58 193H60L59 191H57ZM62 192V190H61ZM74 192V191H73ZM85 192V191H84ZM89 192V191H88ZM155 192V191H153ZM159 192V191H158ZM164 192V191H163ZM170 191H167V194L168 195H171L169 194ZM179 192V191H178ZM187 192V191H186ZM210 192V191H209ZM231 192V191H230ZM228 192V193H230ZM31 193V192H30ZM41 193V192H40ZM64 193V192H63ZM166 191L164 193L162 192H159V194H163V196L166 197ZM191 193V192H190ZM193 193V192H192ZM202 193V192H201ZM32 194V193H31ZM49 194V193H48ZM47 194V195H48ZM62 194V193H61ZM73 194V193H72ZM85 194H88V193H85ZM85 194H83L82 196H85ZM92 193H89L87 196V198L85 200L81 199V198H76L75 197V203H79L80 201H100V198H96V194H92ZM186 194V193H184ZM28 195V194H27ZM34 195V194H33ZM31 196L34 197V196ZM37 195V194H36ZM42 195V194H41ZM74 195V194H73ZM182 195V194H181ZM202 195V194H201ZM231 195V194H230ZM229 195V196H230ZM29 196V195H28ZM45 196V195H43ZM75 196V195H74ZM77 196V195H76ZM227 196V197H229ZM22 197L24 198L23 200H26L28 199L26 196H23ZM37 197V196H35ZM34 197V198H35ZM69 197V196H68ZM100 197V196H99ZM147 197V198H146ZM223 197V196H222ZM226 197V198H227ZM231 197V196H230ZM16 198V197H15ZM18 198V197H17ZM29 198V199H31ZM32 198V199H34ZM58 198V197H57ZM207 198V197H206ZM216 198V197H215ZM233 197H231L232 199ZM21 199V197H20ZM19 199V200H20ZM28 199V200H29ZM37 199V198H36ZM51 199V198H50ZM48 199V201L50 200ZM66 199V197H65ZM115 199V200H114ZM16 200V199H15ZM40 200V199H39ZM58 200V199H57ZM62 200V199H60ZM264 201V199H260V201ZM35 201V199H34ZM45 201V200H44ZM66 201H70L69 199H66ZM177 201V202H175ZM227 201V203H226ZM20 201H14V198L10 201H6V208H11L8 210L9 213H13L14 209L11 207V204H16V206H20L21 203H18ZM21 202L22 199H21ZM47 202V201H46ZM61 202V201H59ZM210 202V201H209ZM208 202V203H209ZM244 202V203H243ZM256 202V201H255ZM83 203V202H82ZM80 203L81 205L84 206V204ZM92 202V204H94ZM59 204V203H58ZM96 205L98 203H95ZM101 203H99L100 205ZM141 204V203H140ZM224 204V203H223ZM224 204V205H225ZM23 205V203H22ZM25 205V204H24ZM55 205V204H54ZM76 205V204H75ZM80 205V206H81ZM102 205V204H101ZM114 205V206H115ZM142 205V204H141ZM234 205V207H235ZM63 206V205H62ZM77 206V205H76ZM79 206V207H80ZM81 206V207H83ZM107 206V205H106ZM122 206V204H121ZM129 206V205H128ZM175 206V207H174ZM198 207V209L196 207ZM229 206V205H227ZM46 207V206H45ZM44 207V208H45ZM49 207V206H48ZM51 207V206H50ZM55 207V206H54ZM59 207H60V204H59ZM67 207V206H65ZM94 207V206H93ZM108 207V206H107ZM216 207V208H214ZM21 206L19 207V210L21 213L25 214V217L28 215L26 212H23L21 210ZM27 208V207H26ZM64 207H62L63 209ZM86 208V207H85ZM96 209V207H94ZM232 208V207H231ZM52 209V208H51ZM84 209V207H83ZM87 209V208H86ZM99 209V208H98ZM230 209V208H229ZM228 209V210H229ZM56 210V209H55ZM59 210H61V207L59 208ZM176 210V211H175ZM185 210V211H183ZM203 210H211L209 213ZM215 210V212H214ZM225 210H227L225 208ZM237 210V208H236ZM45 211H48V210H45ZM50 211V209H49ZM54 211V210H52ZM93 212V211H92ZM148 212V211H147ZM44 213V212H43ZM47 213V212H45ZM54 213V212H53ZM232 213V212H231ZM122 214V215H121ZM124 214V215H123ZM221 214V213H220ZM43 216V214H41ZM128 215H131V216H128ZM257 215V216H256ZM49 216V215H48ZM55 216V215H53ZM133 216H135V220L138 222V226H137V232L142 235V231H146L147 232H153L156 234V236H154L155 238L153 240L151 239H146V238H143V239H146V241H142L143 243H133L134 245H130L128 244L129 246H126L125 245L127 244H122V243H119L118 240H119V237H116L118 235H120V231H124L123 233H127L128 234V231L129 229L131 228V230L135 227L136 228V225H134V227H132V223H129V222H126L128 219H133ZM184 216V217H182ZM189 216V217H187ZM259 218H256L258 217ZM0 217H2L0 215ZM46 217V218H45ZM45 219H47V216L45 215ZM51 217V216H49ZM48 217V218H49ZM194 219V222H192V219ZM3 218V217H2ZM27 218V217H26ZM30 220L32 222V218L29 217ZM53 218V217H51ZM255 218V219H254ZM4 219V218H3ZM39 219V218H38ZM57 219V218H56ZM143 219V220H142ZM238 219V217H237ZM110 222H109V221ZM142 220L141 223H139L140 221ZM183 220V221H182ZM235 220V222H234ZM257 220V221H256ZM28 221V219H27ZM40 221V220H38ZM43 221L46 223V220L43 219ZM143 221H149L151 223H148V224H145L143 223ZM168 221V222H167ZM169 221H173V222H169ZM256 221V222H255ZM50 222V221H48ZM123 222V223H122ZM1 223V222H0ZM77 223V224H75ZM109 223V225L107 224ZM111 223V224H110ZM213 223V224H212ZM222 223V224H221ZM37 224V223H36ZM191 225H197L195 226L196 229L194 230ZM215 224V225H214ZM1 225V224H0ZM47 225V223H46ZM35 226V225H34ZM48 226V225H47ZM74 226V227H75ZM118 226H122V228H120V233L117 232V233H113L112 235V229L114 228H117ZM36 227V226H35ZM44 227V226H43ZM61 227H62V224H61ZM73 227V228H74ZM81 227V226H79ZM32 228V227H30ZM56 228V227H55ZM54 228V229H55ZM78 228V227H77ZM82 228V230H83ZM249 228V229H248ZM3 229V228H2ZM37 229V228H36ZM53 229V227H52ZM39 230V229H38ZM51 230V229H50ZM62 229H60L61 231ZM75 230V229H73ZM34 231V230H33ZM40 231V230H39ZM47 231V230H46ZM45 231V232H46ZM77 230H75L74 232H76ZM80 231V229H79ZM49 232V231H48ZM57 232V231H56ZM71 232V231H70ZM239 232V233H238ZM251 232V231H250ZM249 232V233H250ZM64 233V231H63ZM78 233V232H77ZM82 233V232H81ZM162 233V234H161ZM229 233V234H227ZM247 232V235L249 234ZM61 236H62V233H60ZM83 234V233H82ZM236 234L238 236H236ZM34 235V234H33ZM70 235V234H69ZM129 235V234H128ZM246 235V234H245ZM250 235V234H249ZM248 235V236H249ZM0 236L4 237L5 239L9 238V235L8 233L4 230H0ZM27 236V235H26ZM64 236V235H63ZM132 236V235H131ZM188 236V237H186ZM212 236V235H211ZM68 237V236H67ZM128 237V236H127ZM141 237V236H140ZM144 237V236H142ZM250 237V236H249ZM28 238V237H27ZM31 238V237H30ZM252 238V237H250ZM49 239V238H48ZM63 239V237H62ZM165 240V243L164 244H161V241L162 240ZM31 240V239H30ZM134 240V239H133ZM254 238L252 240V242H254ZM12 241V240H11ZM55 241V240H53ZM66 241V240H65ZM69 241V240H68ZM72 241V240H71ZM91 241V242H90ZM23 242V241H22ZM21 242V243H22ZM30 242V241H29ZM51 242H52V239H51ZM56 242V241H55ZM118 242V244H114ZM135 242V240H134ZM9 243V242H8ZM27 243V242H26ZM45 243V242H44ZM58 243V242H57ZM132 243V242H131ZM61 244V243H60ZM108 247H105L104 245H106ZM206 244H208L206 242ZM212 244V243H211ZM254 244V243H253ZM66 246V244H65ZM71 246V245H70ZM68 247L69 250L71 247ZM82 246V247H83ZM104 246V247H103ZM194 246V248L192 247L191 248V253H194L192 256L193 257H198V259H201L202 260V263L204 264H217V260H215L214 258H211L209 255H206L205 253L203 252H198V250L196 249V245H192ZM205 246V245H204ZM29 247V246H28ZM40 247V246H39ZM61 247V246H60ZM64 246H62V249H63ZM81 247V246H79ZM78 247V248H79ZM164 247L166 248H170L171 252L168 253L170 256H167L165 259H162L163 255L166 254V253H162V251H164ZM208 247V246H207ZM85 248V249H87ZM21 250V248H19ZM24 249V248H23ZM67 249V248H66ZM77 249V248H76ZM131 249V248H130ZM41 250V249H40ZM83 250V249H82ZM123 250L125 251V253L123 252ZM187 250V251H186ZM75 251V249L73 250ZM86 251V250H85ZM133 251V250H132ZM189 251V253H190ZM261 251L262 253L264 254V246H261ZM24 252V251H23ZM37 252V251H36ZM46 252V251H45ZM61 253H64L63 250L60 251ZM67 252V251H65ZM76 252V251H75ZM79 252V251H78ZM38 253H42V252H38ZM82 253V252H81ZM134 253V251H133ZM27 254V253H26ZM36 254V253H35ZM80 254V253H79ZM91 254V253H90ZM178 254V253H177ZM34 255V254H32ZM38 255V254H37ZM44 255V254H43ZM36 256V255H35ZM40 256V255H39ZM42 256V255H41ZM46 256V254H45ZM44 256V257H45ZM76 256V255H75ZM74 256V257H75ZM79 256V255H78ZM191 256V255H190ZM191 256V257H192ZM32 257V256H31ZM38 257V256H37ZM65 257V256H64ZM66 257H68L66 255ZM71 257V256H70ZM84 257V256H83ZM131 257V256H130ZM40 258V257H39ZM34 259V258H33ZM64 259V258H63ZM222 259V257H221ZM220 259V261H221ZM65 260V259H64ZM160 260V261H159ZM39 261V260H38ZM62 261V260H61ZM68 261V260H67ZM73 261V260H72ZM94 261V260H93ZM131 261V260H130ZM219 261V263H220ZM227 261H230L228 258H225L223 259V262H221V264H223L224 262H227ZM75 263V261H73ZM72 262V263H73ZM79 262V261H77ZM101 262V261H100ZM232 263L231 264H234L233 261H231ZM45 263V262H43ZM63 263V262H62ZM72 264L70 262H64L63 264ZM93 263V262H92ZM134 263V262H133ZM39 264V263H37ZM49 264V263H48ZM53 264V263H52ZM61 264V262H60ZM76 264V263H75ZM97 264V263H96ZM99 264V263H98ZM110 264V263H109ZM130 264V263H129Z\"/></svg>",
  "mask_w": 264,
  "mask_h": 264
},
{
  "label": "water",
  "instance_id": "obj_3",
  "mask_svg": "<svg viewBox=\"0 0 264 264\" xmlns=\"http://www.w3.org/2000/svg\"><path fill=\"white\" fill-rule=\"evenodd\" d=\"M40 170L44 173L52 172L45 168H40ZM250 237L264 239V219L258 220V226L250 232ZM161 243L164 244L165 240H162ZM227 258L233 261L234 264H264V254L256 248L241 249ZM155 264H161V262L156 261Z\"/></svg>",
  "mask_w": 264,
  "mask_h": 264
}]
</instances>
